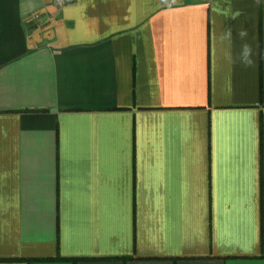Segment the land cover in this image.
<instances>
[{"label":"crops","instance_id":"obj_1","mask_svg":"<svg viewBox=\"0 0 264 264\" xmlns=\"http://www.w3.org/2000/svg\"><path fill=\"white\" fill-rule=\"evenodd\" d=\"M0 264H264V0H0Z\"/></svg>","mask_w":264,"mask_h":264},{"label":"clouds","instance_id":"obj_2","mask_svg":"<svg viewBox=\"0 0 264 264\" xmlns=\"http://www.w3.org/2000/svg\"><path fill=\"white\" fill-rule=\"evenodd\" d=\"M245 35V33H241V37L243 38V36ZM251 56V49L250 47L245 44L242 46V50H241V59H242V62L244 63H251L249 57Z\"/></svg>","mask_w":264,"mask_h":264},{"label":"built area","instance_id":"obj_3","mask_svg":"<svg viewBox=\"0 0 264 264\" xmlns=\"http://www.w3.org/2000/svg\"><path fill=\"white\" fill-rule=\"evenodd\" d=\"M71 0H53L54 5L57 9L62 8L64 5L69 3Z\"/></svg>","mask_w":264,"mask_h":264}]
</instances>
